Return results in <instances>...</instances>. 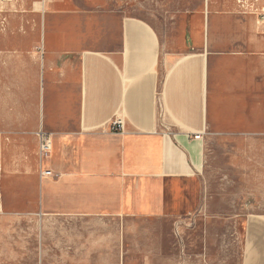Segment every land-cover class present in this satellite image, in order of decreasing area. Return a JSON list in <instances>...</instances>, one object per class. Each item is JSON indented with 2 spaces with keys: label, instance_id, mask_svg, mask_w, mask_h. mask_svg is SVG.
Masks as SVG:
<instances>
[{
  "label": "crops",
  "instance_id": "1",
  "mask_svg": "<svg viewBox=\"0 0 264 264\" xmlns=\"http://www.w3.org/2000/svg\"><path fill=\"white\" fill-rule=\"evenodd\" d=\"M209 1L183 27L161 28L119 8L96 11L103 21L83 33L76 22L83 11L63 12L57 16L65 23L47 37L44 20L40 56L5 59L0 163L29 170L36 184L2 178L3 208L7 192L12 205L23 190L27 206L63 224V232H78L75 263L102 264L108 244L112 264H127L125 243L136 224L195 214L205 138L264 143V24L208 11ZM115 118L124 132L110 131ZM40 130L51 136L43 160ZM43 170L52 176H40ZM255 219L245 222L241 264H264V219Z\"/></svg>",
  "mask_w": 264,
  "mask_h": 264
},
{
  "label": "rangeland",
  "instance_id": "2",
  "mask_svg": "<svg viewBox=\"0 0 264 264\" xmlns=\"http://www.w3.org/2000/svg\"><path fill=\"white\" fill-rule=\"evenodd\" d=\"M204 1L0 0V69L5 59L16 53L40 56L44 20L47 37L51 29L65 23L60 19L64 13L83 11L76 21L83 33L94 28L97 21H103L96 11L119 8L131 18H150L161 28L183 27L185 22L198 19L204 11ZM233 2L210 0L208 11L239 17ZM55 3L59 7L55 8ZM2 84L0 73V93ZM204 145L206 163L200 173L202 206L177 223L136 224V232H130L132 239L125 243L127 254L123 259L127 264H241L246 220L264 219V143L255 148L251 142L205 138ZM33 176L29 170H3L2 178L9 184L17 180L25 186L29 181L36 184ZM12 196L11 191L5 194V210L0 217V264H77L82 255L73 252L79 250V233L63 232V224L41 216L37 207L27 206L23 190L16 194L20 200L11 205ZM29 200L35 202V196ZM153 230L159 238L153 236ZM261 235L264 240V232ZM109 240L97 238L98 242ZM111 252L107 244L104 254L99 256L102 264L113 263L116 256Z\"/></svg>",
  "mask_w": 264,
  "mask_h": 264
},
{
  "label": "built area",
  "instance_id": "3",
  "mask_svg": "<svg viewBox=\"0 0 264 264\" xmlns=\"http://www.w3.org/2000/svg\"><path fill=\"white\" fill-rule=\"evenodd\" d=\"M235 4V12L239 16H252L259 24H264V0H233ZM110 131L113 133L124 132V123L122 119L115 118L110 123ZM37 137V154L40 160L46 159L51 152V136L43 131H39L36 134ZM194 139H200V135H194ZM3 176V168L0 163V217L4 214L1 183ZM40 176H52L50 171L43 170L40 172Z\"/></svg>",
  "mask_w": 264,
  "mask_h": 264
}]
</instances>
